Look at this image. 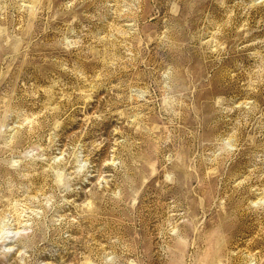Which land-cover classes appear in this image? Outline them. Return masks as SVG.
Listing matches in <instances>:
<instances>
[{"label":"rangeland","instance_id":"374dc122","mask_svg":"<svg viewBox=\"0 0 264 264\" xmlns=\"http://www.w3.org/2000/svg\"><path fill=\"white\" fill-rule=\"evenodd\" d=\"M0 264H264V0H0Z\"/></svg>","mask_w":264,"mask_h":264}]
</instances>
